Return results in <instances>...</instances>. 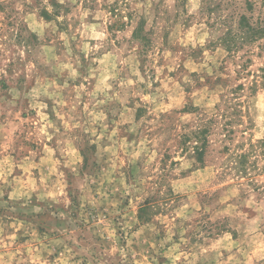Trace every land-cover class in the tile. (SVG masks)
<instances>
[{"label":"rangeland","instance_id":"374dc122","mask_svg":"<svg viewBox=\"0 0 264 264\" xmlns=\"http://www.w3.org/2000/svg\"><path fill=\"white\" fill-rule=\"evenodd\" d=\"M240 15L264 0H0V264H264Z\"/></svg>","mask_w":264,"mask_h":264},{"label":"trees","instance_id":"16d2710c","mask_svg":"<svg viewBox=\"0 0 264 264\" xmlns=\"http://www.w3.org/2000/svg\"><path fill=\"white\" fill-rule=\"evenodd\" d=\"M44 17H48L47 14H43ZM224 21V20H223ZM122 27V26H121ZM140 26L137 25L132 33V39L141 41H145L144 37L138 35ZM141 37V38H139ZM264 40V24L262 22H257L256 24H251L243 15H240L237 20L236 28H227L226 33L223 35L221 39L222 44L225 48L228 58L236 59L235 70L233 71L236 77L244 76L245 78H249L247 90L253 92L256 89L260 88L264 90V62L258 67L255 71H250L249 67L251 65V55H255L257 58L261 57V54H264V44L262 41ZM245 49L242 55H237L238 51L241 49ZM252 49H255L257 53ZM242 89L243 85H239L236 87ZM204 131H201V134H204ZM199 133V132H198ZM198 133H195L194 139L198 140ZM226 137V136H225ZM198 141L196 142V144ZM205 143L202 142L199 147H193L194 153L196 155L197 162H201L202 155L204 152ZM148 203L145 202L143 206L139 209L138 219H148L146 217L148 211L150 210V206H147Z\"/></svg>","mask_w":264,"mask_h":264}]
</instances>
